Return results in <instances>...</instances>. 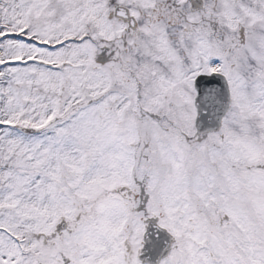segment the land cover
<instances>
[{"label": "snow or ice", "instance_id": "snow-or-ice-1", "mask_svg": "<svg viewBox=\"0 0 264 264\" xmlns=\"http://www.w3.org/2000/svg\"><path fill=\"white\" fill-rule=\"evenodd\" d=\"M0 264H264V0H0Z\"/></svg>", "mask_w": 264, "mask_h": 264}]
</instances>
